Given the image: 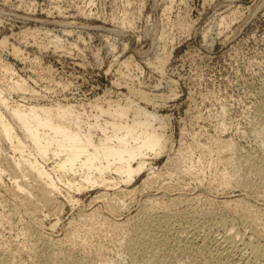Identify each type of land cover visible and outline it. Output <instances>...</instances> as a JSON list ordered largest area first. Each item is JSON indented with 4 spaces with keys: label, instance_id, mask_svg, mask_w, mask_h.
Here are the masks:
<instances>
[{
    "label": "rangeland",
    "instance_id": "obj_1",
    "mask_svg": "<svg viewBox=\"0 0 264 264\" xmlns=\"http://www.w3.org/2000/svg\"><path fill=\"white\" fill-rule=\"evenodd\" d=\"M4 37L1 61L42 102L106 108L129 99L162 119L168 142L147 157L132 193L99 186L70 192L72 204L65 190L58 213L19 199L0 173V264L264 263V0H0ZM190 159L196 169L187 171ZM228 231L238 252L217 244Z\"/></svg>",
    "mask_w": 264,
    "mask_h": 264
},
{
    "label": "bare ground",
    "instance_id": "obj_2",
    "mask_svg": "<svg viewBox=\"0 0 264 264\" xmlns=\"http://www.w3.org/2000/svg\"><path fill=\"white\" fill-rule=\"evenodd\" d=\"M124 13L121 23L130 27L132 17ZM228 23L229 21L223 18L219 25L227 27ZM55 42L58 43L57 38ZM5 45L4 37L0 40V47ZM11 52L13 56L22 57L21 50L14 45L11 46ZM0 63L2 71L7 75L0 77V80L5 82V87L0 85V173L9 176L12 186L16 189L13 190L14 195L19 199L23 200L31 195L58 213L62 208V202L57 199L58 194L66 192L65 190L68 191L64 198L72 204L78 201L72 192L78 193L99 186L120 188L123 185L125 189H120V192L130 194L135 190L131 187L135 177L147 168V157L160 155L167 147L168 137L164 132L162 119L153 112L132 105L131 100L127 99L125 104L118 101L108 102L106 108L101 106L98 100H94L87 103L89 111L83 104L42 102L43 95L29 88L26 80L17 76L9 63L1 59ZM15 90L28 91L30 95L27 98L23 96L26 101L16 100L11 96ZM128 91L131 94L136 93L130 89ZM139 95L143 96L146 103L151 102L147 94ZM195 169L196 164L190 159L187 171ZM16 173L23 178V183L15 179ZM154 174L155 172L149 173L143 184L154 178ZM221 181L225 182L224 175ZM0 184H3L1 177ZM95 211L96 209H93L87 216L93 217ZM235 236L232 233L226 234L222 240H217L224 253L225 250H228V253L234 250L238 252L239 243L236 241L239 239L236 238L235 241ZM199 244L203 246V243ZM213 246H209L210 251ZM219 246L217 248L221 249ZM215 247L213 248L216 249ZM203 251L192 250L190 255L194 259L204 258ZM223 252L220 251L219 254ZM240 255L236 256L241 257ZM257 255L264 258V252L257 251ZM183 262L182 260L179 264ZM206 262L208 263V260ZM110 263L111 260H107L106 264Z\"/></svg>",
    "mask_w": 264,
    "mask_h": 264
}]
</instances>
